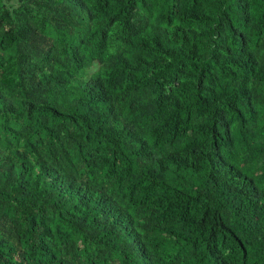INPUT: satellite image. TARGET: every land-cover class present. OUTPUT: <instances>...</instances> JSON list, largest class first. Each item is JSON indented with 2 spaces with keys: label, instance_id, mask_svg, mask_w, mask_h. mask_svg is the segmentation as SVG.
Returning <instances> with one entry per match:
<instances>
[{
  "label": "trees",
  "instance_id": "obj_1",
  "mask_svg": "<svg viewBox=\"0 0 264 264\" xmlns=\"http://www.w3.org/2000/svg\"><path fill=\"white\" fill-rule=\"evenodd\" d=\"M0 264H264V0H0Z\"/></svg>",
  "mask_w": 264,
  "mask_h": 264
}]
</instances>
